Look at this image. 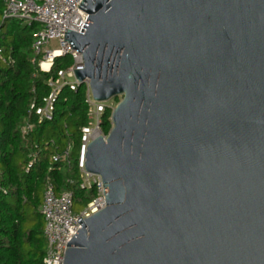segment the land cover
<instances>
[{
	"label": "water",
	"instance_id": "1",
	"mask_svg": "<svg viewBox=\"0 0 264 264\" xmlns=\"http://www.w3.org/2000/svg\"><path fill=\"white\" fill-rule=\"evenodd\" d=\"M65 41L120 99L64 264H264V0H84Z\"/></svg>",
	"mask_w": 264,
	"mask_h": 264
},
{
	"label": "trees",
	"instance_id": "2",
	"mask_svg": "<svg viewBox=\"0 0 264 264\" xmlns=\"http://www.w3.org/2000/svg\"><path fill=\"white\" fill-rule=\"evenodd\" d=\"M5 3L0 0V264H43L46 241L41 207L47 179L57 193L70 191L75 205L87 207L97 197L96 190L81 189L76 165L80 130L88 123L87 88L83 84L77 92L64 90L54 121L22 137L31 103L47 96V82L72 62H56L50 74L38 71L32 59L40 27L21 19L3 20ZM111 114L112 109L106 108L102 116L105 135L112 128ZM64 141L74 142L71 169L49 158L52 148L56 154L63 151Z\"/></svg>",
	"mask_w": 264,
	"mask_h": 264
},
{
	"label": "built area",
	"instance_id": "3",
	"mask_svg": "<svg viewBox=\"0 0 264 264\" xmlns=\"http://www.w3.org/2000/svg\"><path fill=\"white\" fill-rule=\"evenodd\" d=\"M83 1L6 0L3 20L21 19L29 24L34 22L40 27L39 32L35 34L34 58L32 59L38 71L50 74L56 62H64L65 59L72 62L70 67L59 70L47 82L50 89L49 94L40 102L34 100L31 103L21 130L23 138H27L38 126L54 121L57 103L64 90L77 92L81 86L76 79L75 71L85 68L83 54L74 50L70 43L65 41V33L68 30L81 33L89 17L88 13L79 8ZM55 42L59 44V47L50 48V45ZM83 84L87 88L88 123L80 130L79 155L76 165L80 174L81 189H94L97 197L80 214H75L73 194L68 190L57 193L54 183L50 178L47 179L41 207L46 241L43 264H64L67 244L82 227L78 223L79 219L81 218L82 221L89 219L106 208L103 181L100 176L86 172L85 156L93 141L100 137L107 139L108 135L102 131V116L106 108L113 111L114 106L108 105L109 102H96L92 97L89 80ZM73 148L74 142L69 141L66 149L54 155V162L62 163L67 169H71Z\"/></svg>",
	"mask_w": 264,
	"mask_h": 264
},
{
	"label": "rangeland",
	"instance_id": "4",
	"mask_svg": "<svg viewBox=\"0 0 264 264\" xmlns=\"http://www.w3.org/2000/svg\"><path fill=\"white\" fill-rule=\"evenodd\" d=\"M59 47V44L57 43V42H55V43H52L51 45H50V48H52V49H56V48H58ZM118 101H120V99H115V100H113V101H110L109 103H108V105H110V106H114V108L117 106V104H118ZM62 123V122H61ZM54 140V139H53ZM55 142H56V140H55ZM60 149H66V147H67V143H66V141H64L61 145H60ZM55 151H56V149H54V148H52L50 151H49V158L50 159H52L53 157H54V155L56 154L55 153ZM86 207H84V206H81V205H79V204H74V213L75 214H80L84 209H85ZM27 211H29V210H27Z\"/></svg>",
	"mask_w": 264,
	"mask_h": 264
}]
</instances>
